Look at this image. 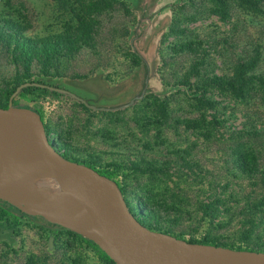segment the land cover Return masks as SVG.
Masks as SVG:
<instances>
[{
  "label": "rangeland",
  "instance_id": "rangeland-1",
  "mask_svg": "<svg viewBox=\"0 0 264 264\" xmlns=\"http://www.w3.org/2000/svg\"><path fill=\"white\" fill-rule=\"evenodd\" d=\"M223 1L222 10L171 2L140 31L129 0H0V106L25 82L75 94L97 109L35 87L13 105L42 113L65 158L113 173L150 230L264 252L263 95L201 91L256 55L249 73L264 74V14ZM140 32L146 73L131 70ZM0 264L109 262L84 238L0 201Z\"/></svg>",
  "mask_w": 264,
  "mask_h": 264
},
{
  "label": "water",
  "instance_id": "water-1",
  "mask_svg": "<svg viewBox=\"0 0 264 264\" xmlns=\"http://www.w3.org/2000/svg\"><path fill=\"white\" fill-rule=\"evenodd\" d=\"M29 87L97 109L65 89L36 82L18 85L7 107H0V201L92 242L114 264H264V252L188 242L144 226L116 181L65 158L48 139L38 112L13 105L14 97ZM21 173L28 183L15 179Z\"/></svg>",
  "mask_w": 264,
  "mask_h": 264
},
{
  "label": "trees",
  "instance_id": "trees-1",
  "mask_svg": "<svg viewBox=\"0 0 264 264\" xmlns=\"http://www.w3.org/2000/svg\"><path fill=\"white\" fill-rule=\"evenodd\" d=\"M114 1H120V0H114ZM210 1H214L217 4H219L220 9L222 10V4L224 2L223 0H210ZM241 1H243L248 6L255 8L261 14H264V4H263L264 0H241ZM135 39H137V34L134 33V37L130 40V47H131V50L133 52L132 55L137 59V61H135V60L132 61L131 70L133 71V70H137L139 68H143L145 70V73H146V63L143 61V58L139 55L140 53L134 47V44L136 41ZM257 57H258V55L249 58L247 61L241 62V64L238 63L236 65V69L234 71L233 76H230V77H228L227 75H226V77H219L217 75L211 76L212 78L208 79L205 82V84L203 86V90H201V91L204 92V91H206L207 88L212 87V88H216V89L222 90V91L230 89L234 93H237L238 87H236L235 85H238L239 87L244 86L245 88H248V91L253 88L254 90H257V91H255L256 93L261 92V95H263L262 98L264 99V74L262 75V74H257V73H253V74L249 73L250 68L252 66H255ZM235 77H237V78H236V81L234 82ZM182 84H184V83H182ZM25 89H32V87L25 88ZM12 92H11V94H12ZM18 98L20 99L19 95H17L14 100H16ZM14 106H17V105H14ZM6 107H7V105L2 107V108H6ZM34 110L36 112H38V114L42 118V113L37 109H34ZM252 161H254V160H252ZM98 172L100 174L110 178V179H113L114 174L109 172V171H105V172L98 171ZM120 190H121V188H120ZM121 192H122V190H121ZM5 204H7V203H5ZM19 213H21V212H19ZM85 241L90 245V247L92 249L99 251L102 254V256L109 262V264H114L101 250H99V248L95 244H93L92 242H90L88 240H85ZM194 243L210 244V243L205 242V241H199V242H194ZM211 245H215V244H211ZM215 246H219V245H215ZM222 247H225V246H222ZM235 250L254 251L252 249L240 248V247L235 248Z\"/></svg>",
  "mask_w": 264,
  "mask_h": 264
},
{
  "label": "crops",
  "instance_id": "crops-1",
  "mask_svg": "<svg viewBox=\"0 0 264 264\" xmlns=\"http://www.w3.org/2000/svg\"><path fill=\"white\" fill-rule=\"evenodd\" d=\"M129 1H130V4L132 5L133 10L136 12V14L141 16L140 21L138 22V25H137L138 28L136 27L135 29H141L140 31H142L144 28V25H145V23H144V21H145L144 17L145 16H149L155 12L158 13L160 8L164 9L165 7L166 8L171 7L172 6L171 2L178 3L181 0H129ZM155 5H158L159 8H155ZM153 10H154V12H153ZM141 35L142 34L140 32L135 43H139V41H140L139 38L142 37ZM140 50L141 49H139L137 51L141 55H143ZM137 70H140V68Z\"/></svg>",
  "mask_w": 264,
  "mask_h": 264
},
{
  "label": "bare ground",
  "instance_id": "bare-ground-1",
  "mask_svg": "<svg viewBox=\"0 0 264 264\" xmlns=\"http://www.w3.org/2000/svg\"><path fill=\"white\" fill-rule=\"evenodd\" d=\"M15 179L22 182V183H28L30 180V178L27 175L22 174V173L15 176Z\"/></svg>",
  "mask_w": 264,
  "mask_h": 264
}]
</instances>
